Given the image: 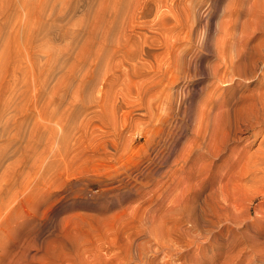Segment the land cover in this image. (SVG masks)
Wrapping results in <instances>:
<instances>
[{
	"label": "rangeland",
	"instance_id": "374dc122",
	"mask_svg": "<svg viewBox=\"0 0 264 264\" xmlns=\"http://www.w3.org/2000/svg\"><path fill=\"white\" fill-rule=\"evenodd\" d=\"M262 15L4 0L0 264H264Z\"/></svg>",
	"mask_w": 264,
	"mask_h": 264
},
{
	"label": "bare ground",
	"instance_id": "6f19581e",
	"mask_svg": "<svg viewBox=\"0 0 264 264\" xmlns=\"http://www.w3.org/2000/svg\"><path fill=\"white\" fill-rule=\"evenodd\" d=\"M3 3H4V0H0V13L2 14V7H3ZM254 4V3H253ZM253 9H254V7H252ZM225 9V8H224ZM251 10V9H250ZM255 11V10H254ZM262 11V10H261ZM211 12V11H210ZM209 12V13H210ZM253 12V11H252ZM226 13V12H225ZM229 13V12H228ZM231 13V12H230ZM0 14V15H1ZM233 14V13H232ZM231 16V18H232V15L231 14H227V16ZM235 15V14H234ZM233 15V16H234ZM257 14L255 13V16H256ZM223 16V15H222ZM225 16V15H224ZM262 18H264V16L262 15L261 16ZM224 18H226V16L224 17ZM223 18V20L224 21H226L225 19ZM230 18V19H231ZM254 18V17H253ZM1 19V18H0ZM221 19V18H220ZM227 19V18H226ZM256 19V18H255ZM253 20V19H252ZM258 20V19H257ZM218 21H220V20H218ZM227 21H229V18H228V20ZM227 21H226V24H225V26L226 25H228V23H227ZM231 21H232V19H231ZM250 21V20H249ZM248 21V22H249ZM230 22V21H229ZM236 22V21H235ZM253 23V22H252ZM261 23V22H260ZM218 24H219V22H218ZM223 24V23H222ZM230 24V23H229ZM244 24V23H243ZM247 24V23H246ZM250 24H251V22H250ZM264 24V23H263ZM263 24H261L262 26H263ZM220 25V24H219ZM249 25V24H248ZM225 26L223 25V27L222 28H224L225 29ZM229 26V25H228ZM233 25H231V27H232ZM251 26V25H250ZM0 27H2V25H1V21H0ZM239 27V26H238ZM256 27H257V25H256ZM260 28H261V26H260ZM263 28V27H262ZM255 29H257V28H255ZM231 31V30H230ZM237 31V30H236ZM240 31V30H239ZM253 31V30H252ZM235 32V31H234ZM244 32V31H243ZM227 33V32H226ZM248 33V32H247ZM244 36H245V34H243ZM241 36V35H240ZM229 37V36H228ZM241 38H243V36L241 37ZM245 38V37H244ZM262 39H260V41H261ZM246 41V40H245ZM236 42V41H235ZM244 42V41H243ZM242 42V43H243ZM261 43V42H260ZM259 43V44H260ZM264 43V42H263ZM257 44V43H256ZM245 45V44H244ZM248 47V46H247ZM260 47H262V50L264 51V44L262 45V46H260ZM242 48V47H241ZM245 48V47H244ZM243 48V49H244ZM258 48V47H257ZM222 49V48H221ZM223 50V49H222ZM239 50V49H238ZM241 50V49H240ZM247 50V49H246ZM255 50H256V48H255ZM255 50L253 49V50H251V51H249V53L245 56V58H244V62H246L247 64H253L254 66H255V62L257 61L256 59L254 60L255 62H253V58L256 56V53H255ZM261 50V51H262ZM220 51V50H219ZM218 51V52H219ZM244 51V50H243ZM261 52V53H264V52ZM227 52V51H226ZM236 52V51H235ZM240 52H242V51H240ZM256 52H257V50H256ZM260 52V51H259ZM238 53V52H237ZM246 53V52H245ZM221 54V53H220ZM222 54H224L223 53V51H222ZM244 54V53H243ZM258 54V53H257ZM225 55V54H224ZM226 55H228L227 53H226ZM245 55V54H244ZM262 55V58L264 57V55L263 54H261ZM261 55H259V56H261ZM220 56V55H219ZM221 57H223L222 55H221ZM230 57H232V55L230 56ZM242 57V56H241ZM241 57L239 56V54L237 55L236 54V56L234 57V58H230L231 60L229 61V60H227L226 58V60L225 61H223L224 63H225V69L222 71V72H220L221 74H220V78L219 79H221V80H224L225 81V77H228V76H226L227 74H228V71H230V70H232L233 72H237V65H239V64H237L236 65V63H238L239 61H240V59H241ZM220 59V58H219ZM224 59V58H223ZM243 62V63H244ZM263 62H264V59H263ZM242 63V62H241ZM222 64V63H221ZM263 65V64H262ZM223 66V65H222ZM258 66V65H257ZM261 66V65H260ZM253 67V66H252ZM217 69V68H216ZM222 69V68H221ZM260 70V69H259ZM240 72H242V70L240 71ZM257 72H258V70H257ZM256 72V66L255 67H253V68H251L250 69V73H253V74H251V76L252 75H256V74H258ZM248 73V72H247ZM232 74V73H231ZM245 75V74H244ZM247 75V74H246ZM259 75V74H258ZM258 75H256V76H258ZM235 76H237V75H235ZM234 76V77H235ZM233 77V76H232ZM231 78V77H230ZM227 80V79H226ZM232 80V79H231ZM234 81V80H233ZM222 82V81H221ZM212 83V82H211ZM210 84V83H209ZM257 95V94H256ZM253 96V95H252ZM260 96V95H259ZM250 97V96H249ZM261 97V96H260ZM263 97V96H262ZM254 98V97H253ZM256 98V97H255ZM263 99V98H262ZM251 100V99H250ZM257 99H255V101H256ZM262 101H264V100H262ZM244 102V101H243ZM247 102V101H246ZM248 103H249V101H248ZM259 103V102H258ZM243 104V103H242ZM245 104V103H244ZM251 104V103H250ZM249 104V105H250ZM254 104V103H253ZM255 104H257L256 102H255ZM259 105H261V104H259ZM248 106V105H247ZM253 106V105H252ZM262 106V105H261ZM260 106V107H261ZM242 107V106H241ZM256 108V107H255ZM264 108V107H263ZM257 109H260V108H257ZM204 111V110H203ZM206 111V110H205ZM241 111V110H240ZM252 112H253V109L251 110ZM256 111V110H255ZM259 111V110H258ZM227 112V111H226ZM251 112V113H252ZM261 112V111H260ZM259 112V113H260ZM239 113H241V112H239ZM243 113H244V110H243ZM246 113V112H245ZM249 113V112H248ZM204 115V114H203ZM244 115V114H243ZM259 115V114H258ZM261 115H262V112H261ZM240 116V115H239ZM250 116V115H249ZM245 117V116H244ZM255 117H256V115H255ZM262 117V116H261ZM260 117V118H261ZM236 119H238V118H236ZM262 119V118H261ZM258 121V120H257ZM263 122H264V116H263ZM232 125V124H231ZM239 125V124H238ZM253 126V125H252ZM236 127V126H235ZM230 128V127H229ZM226 130V129H225ZM240 130V129H239ZM242 130V129H241ZM202 168V167H201ZM200 168V169H201ZM211 170V169H210ZM227 170V169H226ZM255 170V169H254ZM261 170H263V169H261ZM202 171V170H201ZM257 171V170H256ZM264 171V170H263ZM252 172V171H251ZM260 172V171H259ZM253 173V172H252ZM220 175V174H219ZM225 175V174H224ZM252 176H254V175H252ZM251 176V177H252ZM206 177V176H205ZM203 178V177H202ZM242 178V177H241ZM238 179V178H237ZM202 180V179H201ZM252 180V179H251ZM217 181V180H216ZM197 182V181H196ZM224 186V185H223ZM195 187V186H194ZM217 187H218V185H217ZM199 188V187H198ZM214 189V188H213ZM225 189V188H224ZM236 189V188H235ZM234 189V190H235ZM220 190H221V187L219 188V189H217V191H215L217 194L218 193H220ZM230 190V189H229ZM222 192H224V190H223V188H222V190H221V193ZM233 192V191H232ZM222 195V194H221ZM228 195V194H227ZM226 195V196H227ZM225 195L223 196V198L225 197V198H227ZM218 197H219V195H218ZM222 197V196H221ZM203 198V197H202ZM218 199V198H217ZM221 199V198H220ZM227 201V200H226ZM229 202V201H228ZM209 203V202H208ZM198 204V203H197ZM229 204V203H228ZM230 204H232V203H230ZM195 207H196V205H195ZM194 207V208H195ZM222 207V206H221ZM225 207V206H224ZM193 208V209H194ZM201 208V207H200ZM205 208H207V207H205ZM196 209V208H195ZM198 209V208H197ZM223 209V208H222ZM207 211V210H206ZM198 216V215H197ZM194 217V216H193ZM203 217V216H202Z\"/></svg>",
	"mask_w": 264,
	"mask_h": 264
}]
</instances>
